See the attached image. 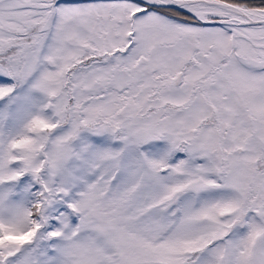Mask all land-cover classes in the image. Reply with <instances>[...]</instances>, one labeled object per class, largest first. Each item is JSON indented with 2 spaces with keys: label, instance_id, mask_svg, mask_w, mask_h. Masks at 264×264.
<instances>
[{
  "label": "snow or ice",
  "instance_id": "6c2138e0",
  "mask_svg": "<svg viewBox=\"0 0 264 264\" xmlns=\"http://www.w3.org/2000/svg\"><path fill=\"white\" fill-rule=\"evenodd\" d=\"M0 264H264V0H0Z\"/></svg>",
  "mask_w": 264,
  "mask_h": 264
}]
</instances>
